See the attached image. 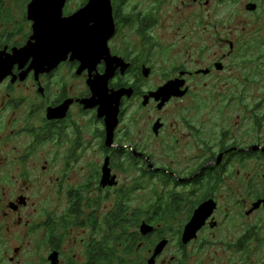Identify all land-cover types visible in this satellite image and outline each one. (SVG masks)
<instances>
[{
    "label": "flooded vegetation",
    "instance_id": "af4514ba",
    "mask_svg": "<svg viewBox=\"0 0 264 264\" xmlns=\"http://www.w3.org/2000/svg\"><path fill=\"white\" fill-rule=\"evenodd\" d=\"M33 1L0 0V54L37 53L0 83V264H109L114 247L264 264V0H110L85 61L75 38L46 59Z\"/></svg>",
    "mask_w": 264,
    "mask_h": 264
},
{
    "label": "water",
    "instance_id": "95a60500",
    "mask_svg": "<svg viewBox=\"0 0 264 264\" xmlns=\"http://www.w3.org/2000/svg\"><path fill=\"white\" fill-rule=\"evenodd\" d=\"M65 2L66 0H34L32 2L29 14L30 19L35 23L34 38L38 42L54 48L55 52L45 51L44 56L46 59H50V57L56 55L57 61L63 60L67 56V52H59V46L57 45L61 44L63 46L75 38L77 52L74 55L85 61L86 54L80 51V48L84 49L86 36H98L101 34V28L96 26H100L105 21V9H110V0H91L86 8L70 18H63ZM38 8H43V11H38ZM90 22H93L94 27L88 28L87 25ZM29 57H35L37 60V53L32 47L16 51L13 56H2L0 54V83L11 73L16 62H24ZM147 229L143 226L142 233H148L149 230ZM160 249L161 247H159L158 251ZM153 262L151 260L149 264Z\"/></svg>",
    "mask_w": 264,
    "mask_h": 264
},
{
    "label": "trees",
    "instance_id": "16d2710c",
    "mask_svg": "<svg viewBox=\"0 0 264 264\" xmlns=\"http://www.w3.org/2000/svg\"><path fill=\"white\" fill-rule=\"evenodd\" d=\"M121 259L117 256V247H114L112 250H110V259L109 264H122Z\"/></svg>",
    "mask_w": 264,
    "mask_h": 264
},
{
    "label": "rangeland",
    "instance_id": "374dc122",
    "mask_svg": "<svg viewBox=\"0 0 264 264\" xmlns=\"http://www.w3.org/2000/svg\"><path fill=\"white\" fill-rule=\"evenodd\" d=\"M18 3H20V2H18ZM13 4H14V3H13ZM18 6H19V5H11V8H13V9H14V12H15L17 15H19V16L16 17V19H17V20H20V19H21V13H20V10L17 9Z\"/></svg>",
    "mask_w": 264,
    "mask_h": 264
}]
</instances>
